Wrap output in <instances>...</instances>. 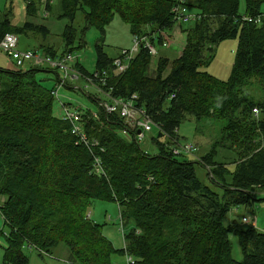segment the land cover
<instances>
[{"label": "trees", "instance_id": "trees-1", "mask_svg": "<svg viewBox=\"0 0 264 264\" xmlns=\"http://www.w3.org/2000/svg\"><path fill=\"white\" fill-rule=\"evenodd\" d=\"M24 1L29 17L38 14V4L44 12L51 11V0ZM59 1L61 17L70 22L83 11L86 25L105 34L118 16L133 36L148 38L153 45L158 41L162 47L164 35L177 27L174 9L180 4ZM263 3L245 0L241 14L240 0H186L188 10L195 8L199 18L183 31L186 44L180 56L173 61L160 58L155 75L150 74L153 55L144 46L118 76L112 72L114 59L97 47L95 72L109 73L104 89L124 101L136 95V106L154 123L155 154L142 150L138 132L126 130L119 113L102 108L97 118L83 112L87 143L82 142L63 120L64 113L62 118L54 115L56 86L52 91L42 87L39 66L0 68V214L8 228L0 229L2 264H30L25 249L43 257L61 244L70 250L71 264H112L115 256L126 258L127 264H264V231L243 222L246 227L226 223L232 209L244 206L255 214L256 203L264 201V100L256 101L247 90L256 83L264 90ZM39 31L47 32L32 22L15 26L0 12V41L8 34L29 37ZM63 36L60 54L41 46L42 55L72 53L75 29L68 26ZM238 36L230 79L205 72L217 46ZM76 68L92 76L80 62ZM63 105L68 106L62 103V110ZM187 116L224 122L221 140L191 161L172 149L180 142L178 130ZM219 148L232 151L234 162H218ZM197 167L207 173L210 185L199 178ZM96 200L115 202L124 228L132 224L123 249H116L104 226L88 216ZM232 237L239 241L241 261L233 256Z\"/></svg>", "mask_w": 264, "mask_h": 264}, {"label": "rangeland", "instance_id": "rangeland-1", "mask_svg": "<svg viewBox=\"0 0 264 264\" xmlns=\"http://www.w3.org/2000/svg\"><path fill=\"white\" fill-rule=\"evenodd\" d=\"M38 3V0H34ZM180 1V0H173ZM193 3L194 0H189ZM50 13L44 12V6L38 4V14L35 17H29L27 15L26 4L24 0H0V12L2 14H8L11 18V22L15 26H23L26 22H32L37 26H44L47 32H33L29 37L16 35L19 39L18 49L21 51L28 49H37L41 54L44 52L41 50V46L53 47L59 51L65 49L64 32L68 26H72L76 31L75 43L71 48L74 59H78L86 72L93 74L96 71L97 62V47L101 46L104 53L111 59H115L119 56L121 51L130 50L134 45V36L131 33L130 26L127 25L118 16L114 21L106 28L105 34L98 31L95 28H89L86 25L85 13L80 11L74 22L62 18V7L59 0H51ZM262 12L264 13V3L262 4ZM246 11L245 0H240V13L244 14ZM189 12L192 14L197 13L195 8H190ZM194 27V24H182L181 30H189ZM174 30L172 31V35ZM170 47L163 48L158 41L155 42V47L159 55L153 56L150 74L155 75L156 66L160 58L166 57L173 61L180 56L181 50L184 49L186 44V37L184 33H181V41L175 40ZM239 36L221 42L215 49V57L212 62L204 68V71L209 75L220 79L222 81H228L232 75V70L236 61V54L238 49ZM170 44V43H169ZM183 51V50H182ZM164 52V55L161 53ZM12 65L11 59L5 52L0 49V68L8 69ZM43 71L38 72L37 79L41 82L42 87L45 90L52 91L55 89L58 74L51 70L46 65L39 66ZM27 69V68H26ZM81 80L76 83H71L60 89L58 99L55 100L54 115L61 117L63 110L61 108L62 103L71 105L80 111H90L97 113L99 105L97 102L96 91L91 85H89L82 76ZM75 86L78 89H75ZM253 94L256 101L264 100V90L259 84H252L248 89ZM94 99V100H93ZM259 115H261L259 113ZM224 122H215L210 120L198 121L194 117L187 116L184 122L180 125L178 134L181 145H194L197 146L198 151L195 156L188 155V160H196V157L206 155L214 146L216 142L221 140L222 128ZM157 134L156 129L150 133H145V138L139 142L140 147L145 152L150 154L157 153V148L152 143L151 139ZM225 145V142L224 144ZM222 145V146H223ZM219 155L217 157L218 162H222L226 158V162L233 163L236 156L232 151L224 148H219ZM230 169H234V166L230 165ZM197 174L199 178L210 185L209 177L207 173L201 168L197 167ZM263 196L258 195L260 200ZM255 214H252L251 209L244 206L232 209L226 223L236 222L239 226L242 225V219L245 216L257 217V229L264 231V201H259L255 205ZM88 216L95 223L104 226L105 236L113 243L116 249L124 248V236L133 227L130 224L129 228H124L120 217L118 205L112 201L96 200L92 203L88 211ZM0 229L8 228L4 226L3 217L0 214ZM233 243V256L237 261L243 259L242 250L237 238H231ZM5 247L6 244L3 243ZM25 253L29 256L30 264H71L70 262V250L64 244L59 245L53 250L52 255H39L34 249H25ZM3 250H0V264H2ZM127 259L124 257H114L112 264H127Z\"/></svg>", "mask_w": 264, "mask_h": 264}, {"label": "built area", "instance_id": "built-area-1", "mask_svg": "<svg viewBox=\"0 0 264 264\" xmlns=\"http://www.w3.org/2000/svg\"><path fill=\"white\" fill-rule=\"evenodd\" d=\"M186 0H180L179 6L175 7L174 11L177 13V27H180L182 24H189L195 21L198 16L189 12L188 8L185 5ZM249 18H245L248 20ZM252 21V19H249ZM260 19H257L259 21ZM165 43L164 47H168L170 44V38L168 34H165ZM19 39L16 35L8 34L2 41H0V49L7 54V56L14 63L15 70H24L27 66H42L46 65L49 69L54 72H58L56 89L52 93L55 99H58V94L60 89L70 85L71 83H76L81 80L80 76L93 87L96 91L97 102L99 108L105 110L106 113H119L126 123V130L130 132H139L141 134L136 135L138 141H142L145 138V133L152 132L155 128L154 123L150 117L146 114L145 110L138 108L135 104L137 96L134 95L132 99L122 100L112 98L110 92L106 91L104 88L108 84L109 73L106 70L101 72H94L92 76H84L76 68L78 59H74L72 53H66L57 57H50L47 55L39 54L32 50L21 51L18 49ZM144 46L147 48L153 56L157 55V50L155 46L150 42L148 38H140L134 36V45L130 50H123L113 61V76H118L123 74L129 67L130 62L137 55L139 48ZM75 89H78L75 86ZM63 113L65 121H68L72 125V134L77 136L82 142L87 143V138L83 132V111L68 105H63ZM86 112V111H84ZM257 115V110H254ZM97 118V113H93ZM124 134H127L124 132ZM173 152L176 155H192L195 156L197 153V147L194 145H181L180 143L172 147ZM198 157H196V160ZM242 222L247 225H252L257 227V218L255 216H245L242 219Z\"/></svg>", "mask_w": 264, "mask_h": 264}, {"label": "crops", "instance_id": "crops-1", "mask_svg": "<svg viewBox=\"0 0 264 264\" xmlns=\"http://www.w3.org/2000/svg\"><path fill=\"white\" fill-rule=\"evenodd\" d=\"M181 33H184L182 30H181V27H176L175 29H174V32H173V34L172 35H169L168 34V36H169V38H170V45H169V47L171 46V44L172 43H175L174 41L175 40H177L178 39V41H181ZM171 34V33H170ZM185 34V33H184ZM185 37H186V35H185ZM156 48V47H155ZM164 48V47H163ZM183 50V49H182ZM182 50H181V52H182ZM160 54V53H159ZM159 54H157V55H159ZM181 54V53H180ZM161 55H164V52H162L161 53ZM165 56V55H164ZM14 63L12 62V65H10V67L8 68L9 70H15L14 69V65H13ZM31 67V65L30 66H27V68H30ZM252 212V211H251ZM255 218H257L256 216H255Z\"/></svg>", "mask_w": 264, "mask_h": 264}, {"label": "water", "instance_id": "water-1", "mask_svg": "<svg viewBox=\"0 0 264 264\" xmlns=\"http://www.w3.org/2000/svg\"><path fill=\"white\" fill-rule=\"evenodd\" d=\"M138 134H141V131H139Z\"/></svg>", "mask_w": 264, "mask_h": 264}, {"label": "clouds", "instance_id": "clouds-1", "mask_svg": "<svg viewBox=\"0 0 264 264\" xmlns=\"http://www.w3.org/2000/svg\"><path fill=\"white\" fill-rule=\"evenodd\" d=\"M181 26H182V25H181ZM181 26H180V27H181Z\"/></svg>", "mask_w": 264, "mask_h": 264}, {"label": "bare ground", "instance_id": "bare-ground-1", "mask_svg": "<svg viewBox=\"0 0 264 264\" xmlns=\"http://www.w3.org/2000/svg\"><path fill=\"white\" fill-rule=\"evenodd\" d=\"M250 22V21H249Z\"/></svg>", "mask_w": 264, "mask_h": 264}]
</instances>
